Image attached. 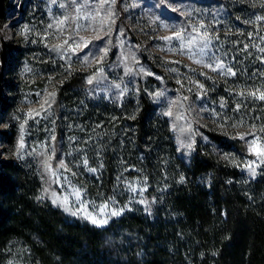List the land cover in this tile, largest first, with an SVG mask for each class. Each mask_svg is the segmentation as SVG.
<instances>
[{"label": "rangeland", "instance_id": "rangeland-1", "mask_svg": "<svg viewBox=\"0 0 264 264\" xmlns=\"http://www.w3.org/2000/svg\"><path fill=\"white\" fill-rule=\"evenodd\" d=\"M257 16H264V0H9L0 42L8 104L0 102L1 158L35 180L42 201L97 227L128 213L153 217L160 196L184 182L182 164H191L197 140L241 172V185H264V162L249 147L255 137L264 142V100L248 94L264 91V20ZM201 23L208 34L203 56L190 58L181 41L161 39L174 29L187 39ZM214 61L235 75L204 66ZM74 74L86 86L71 102L60 101ZM142 92L158 107L161 172L143 169L150 146L133 140ZM22 252L4 253L0 264H31Z\"/></svg>", "mask_w": 264, "mask_h": 264}, {"label": "trees", "instance_id": "trees-1", "mask_svg": "<svg viewBox=\"0 0 264 264\" xmlns=\"http://www.w3.org/2000/svg\"><path fill=\"white\" fill-rule=\"evenodd\" d=\"M0 0V42L4 10ZM4 55L8 48L2 47ZM0 74V102L3 87ZM85 80L74 74L60 101L73 100ZM59 104V102H58ZM59 106V105H58ZM158 107L145 92L133 121L135 145L149 144L143 169L161 172L165 144ZM220 144L226 141L216 137ZM166 146V145H165ZM105 176L110 181L113 165ZM182 164V163H181ZM184 182L160 196L154 216L128 213L106 227L72 219L37 195L38 184L17 164L0 156V258L20 249L31 264H264V185H241V172L199 140Z\"/></svg>", "mask_w": 264, "mask_h": 264}, {"label": "snow or ice", "instance_id": "snow-or-ice-1", "mask_svg": "<svg viewBox=\"0 0 264 264\" xmlns=\"http://www.w3.org/2000/svg\"><path fill=\"white\" fill-rule=\"evenodd\" d=\"M114 3L115 0H103V3ZM61 7H64V5L62 4ZM175 10V9H174ZM77 11H79L77 9ZM114 15V14H112ZM188 15H191V13H188ZM68 17H65L64 20H67ZM109 19H111V15H109ZM257 20H264V16H257L256 17ZM64 20L58 21V23L63 24ZM49 27H51V25H49ZM167 27V26H165ZM205 26L201 23L199 25L198 28H193L192 31L195 33V35H191L189 36L187 39H185V35H184V30H173V36H165V37H161V39L165 40V41H169L172 39H176L177 41H181L180 43V51L181 52H185L187 51L188 53L191 54L190 58H192L193 56L199 54L200 56H203L205 54V50L208 47V34L207 32L201 33L200 29H203ZM262 39H264V37H262ZM65 44H67V41H65ZM198 46V52L196 51ZM76 47H79V45H76ZM71 48V46H70ZM171 51H175V49H170ZM260 51L264 52V48H261ZM196 63H203L202 60H195ZM205 67L210 68L212 71H218L221 72L224 75H235V72H233L231 67H226L224 65V63L222 61H214V63L212 64H208L205 63L204 64ZM172 71H175V69H172ZM89 83H91V80H89ZM202 87V86H201ZM241 95H243L244 93H240ZM251 96L257 97L260 100H264V91H261L259 89H257L256 91H252L248 93ZM159 95V94H158ZM45 103H48V101H45ZM50 106V104H49ZM223 107V105H221ZM237 108H239V106H237ZM168 115H172L171 112L167 113ZM37 115H39V113H37ZM236 126V125H233ZM262 132H264V128L261 129ZM249 135H253L255 137L254 133H249ZM241 138L243 139L244 137L241 136ZM22 139V138H21ZM190 146V145H189ZM20 147H23V144L21 143ZM250 151H252L253 154H255L257 156V158L259 160H262V162H264V142L260 141V137H255L251 144H250ZM85 163H87L85 161ZM253 164H255V161L252 162ZM45 167L48 168L51 171V165L49 164H45ZM249 169L254 173L255 172V168L252 167V164L248 165ZM59 168L65 169V171H70L69 169H67L66 165L64 164L63 161H61L59 163ZM90 171H95L94 169H89ZM53 175H55V172L52 173ZM57 179H59L57 177ZM183 179V178H181ZM75 195L77 197V199L80 198V194L78 191L75 192ZM60 202L59 198H54L53 199V203H57ZM65 205L68 203V198L64 197L63 201H62ZM141 203H143V201H141ZM112 215H119V212H112ZM89 219L92 220L93 223H105L106 221L104 220H97L96 218L92 217L91 215H89Z\"/></svg>", "mask_w": 264, "mask_h": 264}]
</instances>
